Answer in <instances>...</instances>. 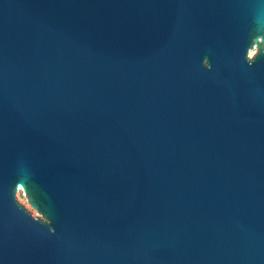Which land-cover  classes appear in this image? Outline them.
<instances>
[{
  "label": "water",
  "instance_id": "95a60500",
  "mask_svg": "<svg viewBox=\"0 0 264 264\" xmlns=\"http://www.w3.org/2000/svg\"><path fill=\"white\" fill-rule=\"evenodd\" d=\"M0 264H264V0H0Z\"/></svg>",
  "mask_w": 264,
  "mask_h": 264
},
{
  "label": "rangeland",
  "instance_id": "374dc122",
  "mask_svg": "<svg viewBox=\"0 0 264 264\" xmlns=\"http://www.w3.org/2000/svg\"><path fill=\"white\" fill-rule=\"evenodd\" d=\"M20 202L34 215V216H40V214H38V212L28 203L26 195L24 193V195L22 196V198L20 199Z\"/></svg>",
  "mask_w": 264,
  "mask_h": 264
}]
</instances>
